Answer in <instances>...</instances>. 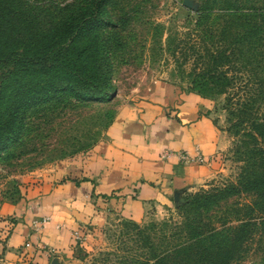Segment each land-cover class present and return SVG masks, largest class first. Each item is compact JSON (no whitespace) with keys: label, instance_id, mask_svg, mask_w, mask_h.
<instances>
[{"label":"trees","instance_id":"trees-1","mask_svg":"<svg viewBox=\"0 0 264 264\" xmlns=\"http://www.w3.org/2000/svg\"><path fill=\"white\" fill-rule=\"evenodd\" d=\"M143 1L0 0V161L34 150L25 143L35 119L109 101ZM197 1L163 52L188 90L223 96L238 171L180 197L159 221L123 219L114 248L88 264H232L255 237L264 264V0ZM241 195L250 201L233 200Z\"/></svg>","mask_w":264,"mask_h":264},{"label":"crops","instance_id":"crops-1","mask_svg":"<svg viewBox=\"0 0 264 264\" xmlns=\"http://www.w3.org/2000/svg\"><path fill=\"white\" fill-rule=\"evenodd\" d=\"M211 106L208 98L165 79L155 80L145 97L118 104L102 137L76 164L22 179L21 200L1 208L15 218L2 258L43 264L50 253L71 257L74 234L84 225L99 226L111 216L139 223L203 186L219 165L184 162L178 155L206 159L228 151Z\"/></svg>","mask_w":264,"mask_h":264},{"label":"rangeland","instance_id":"rangeland-1","mask_svg":"<svg viewBox=\"0 0 264 264\" xmlns=\"http://www.w3.org/2000/svg\"><path fill=\"white\" fill-rule=\"evenodd\" d=\"M143 5V11L136 15L132 25L135 39L129 45V53L125 55L126 63L115 64L114 91L109 101L56 110L49 123L42 124L39 119H35V125H39V128L25 143L27 148L34 150H29L22 156L0 161V264H38L29 259L20 258L15 262H9L2 258L1 251L6 249L4 242L11 232L15 218L10 213L2 212L1 208L21 200L22 191L25 189L22 179L76 164L74 160L76 161L77 156L85 154L102 137L104 128L112 118L117 105L145 97L155 80L175 81L182 87H187L185 81L178 80L181 74L163 49L165 37L169 33L185 31L187 21L194 18L193 11L198 6V1L144 0ZM222 98L223 96H215L209 99L212 102L211 118L230 146L231 137L222 130L227 125L225 111L220 109ZM224 153H214L201 162L190 160L195 163L214 162L220 168L203 186L193 191L207 188L209 183L220 184L234 180L238 163L229 152ZM168 154L163 153V156ZM180 160L190 162L181 158ZM193 191H185L179 198ZM233 200L244 203L250 201V197L241 195ZM169 213H173V205L159 214L146 215L139 224L159 221ZM122 220L118 216H111L102 225H84L82 233L78 234L80 238L74 239L71 257L58 259L55 253H50L45 256L43 264H52V259H55L54 264H64L66 259L71 260V264H88L94 256L114 248L115 230ZM261 245L263 244L255 237L242 259L232 264H259L261 252L258 249Z\"/></svg>","mask_w":264,"mask_h":264},{"label":"built area","instance_id":"built-area-1","mask_svg":"<svg viewBox=\"0 0 264 264\" xmlns=\"http://www.w3.org/2000/svg\"><path fill=\"white\" fill-rule=\"evenodd\" d=\"M179 157L183 160H186V161L191 160V161L201 162L204 160V158L200 154H196L193 157H189L188 155H186V153H184V154H180ZM79 238H80V236L78 234H74V239L77 240Z\"/></svg>","mask_w":264,"mask_h":264},{"label":"water","instance_id":"water-1","mask_svg":"<svg viewBox=\"0 0 264 264\" xmlns=\"http://www.w3.org/2000/svg\"><path fill=\"white\" fill-rule=\"evenodd\" d=\"M51 263L54 264L55 263V259H52Z\"/></svg>","mask_w":264,"mask_h":264}]
</instances>
